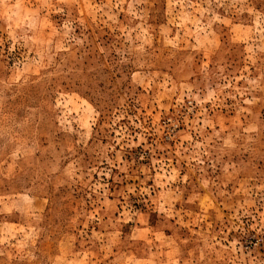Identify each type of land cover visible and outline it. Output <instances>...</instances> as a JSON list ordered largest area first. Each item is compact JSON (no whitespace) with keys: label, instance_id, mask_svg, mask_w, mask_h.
I'll list each match as a JSON object with an SVG mask.
<instances>
[{"label":"rangeland","instance_id":"obj_1","mask_svg":"<svg viewBox=\"0 0 264 264\" xmlns=\"http://www.w3.org/2000/svg\"><path fill=\"white\" fill-rule=\"evenodd\" d=\"M0 264H264V0H0Z\"/></svg>","mask_w":264,"mask_h":264}]
</instances>
